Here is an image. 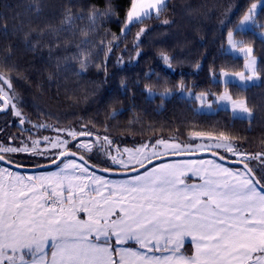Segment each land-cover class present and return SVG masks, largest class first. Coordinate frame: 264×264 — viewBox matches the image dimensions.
Wrapping results in <instances>:
<instances>
[{
  "label": "snow or ice",
  "instance_id": "1",
  "mask_svg": "<svg viewBox=\"0 0 264 264\" xmlns=\"http://www.w3.org/2000/svg\"><path fill=\"white\" fill-rule=\"evenodd\" d=\"M166 7L167 0H130L121 35L153 16L159 18ZM236 10H240L239 5ZM261 11L264 0H253L227 33L229 49L243 56L244 66L234 73L221 70L219 80L225 87L214 103L229 105L237 118L251 120L252 110L244 98L230 94L229 86L234 80L240 85H254L260 81L262 70L251 43L235 39L234 33L260 27ZM109 14H116L111 7L104 13ZM99 18L96 11L89 15L92 25ZM74 19L69 11L64 23L70 27ZM145 31L140 28L137 41ZM161 55L171 67L170 57ZM87 60V56L80 60L82 70L87 68ZM12 71H0V112L11 108L24 124ZM212 75L216 79L215 72ZM180 88L184 89L183 82ZM145 90L153 95L150 86L146 85ZM210 95L201 92L195 99L212 109ZM58 131L78 142L70 147L67 139L44 137L43 148L39 139L32 140L31 146L24 141L20 142L23 146L0 143V161L5 164L22 167L11 155L26 153L45 156L57 168L42 175L24 176L0 167V264H264V169L258 174L250 165L251 160L264 164V152L241 151L234 143L237 138L224 131L193 128L186 142L178 137L159 138L155 143L123 151L117 148L113 155V141L107 136L96 137L95 143L79 142V137L93 133ZM50 150L57 151L48 156ZM94 150L119 165L127 178L109 180L90 172L89 168L113 171L90 162L85 154H93ZM202 151L210 152L214 159L154 164L166 156H195ZM224 152L236 157L230 162L243 168L232 169L218 162L228 160ZM189 239L191 255L184 251Z\"/></svg>",
  "mask_w": 264,
  "mask_h": 264
},
{
  "label": "trees",
  "instance_id": "2",
  "mask_svg": "<svg viewBox=\"0 0 264 264\" xmlns=\"http://www.w3.org/2000/svg\"><path fill=\"white\" fill-rule=\"evenodd\" d=\"M251 2L167 0L159 18L153 16L121 35L130 0H0V71L9 74L6 69H13L10 75L26 121L0 122V141L54 133L33 127L41 124L91 132L94 143L96 137L107 136L113 144L170 137L186 142L195 128L224 131L237 138L234 143L241 151L264 152V40L253 31L235 36L251 43L262 70L260 82L228 89L234 98L246 100L251 120L227 110L196 112L194 100L175 92L183 82L187 89L219 94L224 86L212 73L242 70L243 58L225 52L224 46L228 31ZM110 7L116 14L104 15ZM69 11L77 18L70 27L64 23ZM93 11L100 14L95 25L89 21ZM165 19L168 24L162 23ZM258 23L256 29L264 30V11ZM141 27L146 31L137 41ZM162 53L170 57L171 67ZM85 56L87 68L82 70ZM146 85L156 92L153 97L147 96ZM166 90L175 93L164 98L160 93ZM250 165L258 174L264 169L260 161L251 160Z\"/></svg>",
  "mask_w": 264,
  "mask_h": 264
},
{
  "label": "rangeland",
  "instance_id": "3",
  "mask_svg": "<svg viewBox=\"0 0 264 264\" xmlns=\"http://www.w3.org/2000/svg\"><path fill=\"white\" fill-rule=\"evenodd\" d=\"M249 31H253L260 39L264 40V30H257L256 28H253V29H251ZM245 32H247V31H245ZM235 33H234V36H235ZM235 39L241 40L240 38H237L236 36H235ZM224 50H225V52L231 54L234 57L243 58V56L240 53L233 52V51H231L229 49V46L227 44V39H226V44L224 46ZM256 58H257V56H256ZM243 66H244V58H243ZM242 70H243V68H242ZM242 70H240V71H242ZM232 73H234V72H232ZM219 76H220V73H219L218 76H216V79L213 78V80L215 82H220ZM259 82L260 81H257L255 84H258ZM221 84L225 87V85L223 83H221ZM233 84H235V85H237V86H239L241 88H245V87L251 86V85H247V86L240 85L239 84V81H235V80L233 81ZM223 90H224V88H223ZM223 90L221 92H223ZM175 92L180 97H183V98H186V99H190V100H194L195 101V111L196 112L205 113V114H214V113L218 112L219 110H227L233 116L232 109H231V107L229 105H225V104L217 105L216 103H214V101L216 100V95L217 94H213V95H210L208 97L209 102L210 103H213V108L212 109H208L206 105L205 106H202L201 103H200V101H198V100L195 99V97L197 95H199L200 93L194 91V89H192V88H188L187 89V88L184 87V89L181 90V88L179 87V89L176 90ZM175 92H167V94L165 92V93H160V94L164 98H169ZM152 93H153V95H149V93L147 92V96L148 97H153L156 94V92H154V91H152ZM237 99H239V98H237ZM5 113L0 114V122H3V121H11V120H13L15 118H18L19 119V117H16V116L13 115L11 108L8 109V115L5 114ZM241 115H242V117H246L247 116V114H241ZM241 119H247V118H241ZM40 128H43V127H40ZM40 128H38V129H40ZM45 128H47V130H51L52 129L54 131V133L51 134L50 132H48V133L44 134L43 131H42L41 133L44 134V135L40 134L37 137H32V138H29V137L26 138V137L17 135L15 138H12L11 137V139H9V138L2 139V141H0V143H3V144L8 145V146H23V145H21L20 142L21 141H24L28 146H31L32 140L39 139L41 141V148H43V147H45V145L43 144L44 137H49V138L60 137L62 139H67V140L71 141V144L69 145L70 147H72L73 145H75L78 142V141H73L71 137H68L66 135V133H62V132L58 131L59 129H66V128H52V127H45ZM5 136L10 137L7 134H5ZM103 137H105V136H103ZM8 139L10 141H8ZM157 139H159V138H157ZM157 139L139 141V142H136V143H133V144H127V143L124 144L123 142H117L116 144L111 145L110 150H111L112 154L115 155V154H117L116 153V149L117 148L120 149V151H123L124 148H135V147H139L141 144H144V143H149V144L155 143V141ZM166 139H168V138H166ZM78 140H79V142L94 143V139L91 138V137H79ZM17 141H20L19 142L20 145L19 144H16ZM192 143L195 144V143H197V141H192ZM73 150L75 151L76 149L73 148ZM55 151H57V150H50L47 155L48 156H51V154L53 152H55ZM217 151H220V150H217ZM202 152H206V151H202ZM85 155L89 157L90 162L92 164H97V165H100L101 167L110 168V169L113 170L112 172H122V170L120 169V166L119 165L112 164L111 160H109L107 158V156L103 152H101V151H98V153L97 152L96 153L94 152L93 154H87L86 153ZM223 155L224 156H229V154L227 152H224ZM231 158L232 159H230V160H233V161L237 159L234 156H231ZM11 159L13 161H16L17 159H19L17 161L19 165H22L24 167H29V168H35V167L43 166V165H46V164H49L50 163V160L48 158H46L45 156H30V155H28L26 153H16V154H12L11 155ZM188 159H205V160H208V159H212V158H210V157H201V158H188ZM180 160H185V159H169V160H165V161L158 162V163H155V164L174 163V162H177V161H180ZM256 161H258V160H256ZM77 163H81V162L77 161ZM224 166L225 167H228V168H232V169H241L239 167L228 166V165H225V164H224ZM0 167H5V166H3L2 164H0ZM8 169L10 171L19 173V174L24 175V176H28V175H32V176L42 175V174H46V173L53 172V171H56L57 170L56 166L53 167V168H50V169L39 170V171H34V172H20V171L14 170V169H10V168H8ZM89 171L90 172H94L98 176H104L105 178H107L109 180H122V179H126L127 178V176H106L104 174L98 173V172L93 171L91 169H89ZM143 171H141V172H143ZM192 182H194V181H192ZM185 253H186V251H185Z\"/></svg>",
  "mask_w": 264,
  "mask_h": 264
},
{
  "label": "water",
  "instance_id": "4",
  "mask_svg": "<svg viewBox=\"0 0 264 264\" xmlns=\"http://www.w3.org/2000/svg\"><path fill=\"white\" fill-rule=\"evenodd\" d=\"M0 103L2 104L3 102L0 101ZM9 109V108H8ZM7 109V110H8ZM6 112V111H5ZM5 112H0V114L2 113H5ZM201 157H210L212 159H214V157L211 155L210 152H201V153H197L195 156H167V157H164L163 159H160V160H156L154 161V164L155 163H158V162H162V161H165V160H169V159H188V158H201ZM79 161V160H77ZM230 161H233V160H225V161H218L222 164H225V165H228V166H233V167H239V168H243V165L242 164H237V163H231ZM81 163H83L82 161H79ZM0 164H2L3 166L5 167H8L10 169H14L16 171H20V172H34V171H39V170H46V169H50V168H53L55 167L56 165L54 164H46V165H43V166H39V167H35V168H29V167H14L12 164H5L3 161H0ZM151 165H149L150 167ZM93 171H96L98 173H101V174H104L106 176H127L125 174H123V172H102V171H99L97 168H89ZM144 169H140V171H143ZM135 173H130L129 175H133Z\"/></svg>",
  "mask_w": 264,
  "mask_h": 264
},
{
  "label": "crops",
  "instance_id": "5",
  "mask_svg": "<svg viewBox=\"0 0 264 264\" xmlns=\"http://www.w3.org/2000/svg\"><path fill=\"white\" fill-rule=\"evenodd\" d=\"M133 246H134V245H133ZM184 250L186 251V253H187L188 255H191V253H192V251H193V248H192V245H191V241H190V239H189V240H186Z\"/></svg>",
  "mask_w": 264,
  "mask_h": 264
},
{
  "label": "flooded vegetation",
  "instance_id": "6",
  "mask_svg": "<svg viewBox=\"0 0 264 264\" xmlns=\"http://www.w3.org/2000/svg\"><path fill=\"white\" fill-rule=\"evenodd\" d=\"M1 104V103H0Z\"/></svg>",
  "mask_w": 264,
  "mask_h": 264
}]
</instances>
